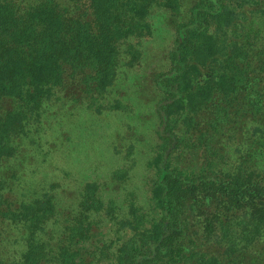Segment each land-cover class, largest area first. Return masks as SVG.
<instances>
[{"label": "trees", "instance_id": "16d2710c", "mask_svg": "<svg viewBox=\"0 0 264 264\" xmlns=\"http://www.w3.org/2000/svg\"><path fill=\"white\" fill-rule=\"evenodd\" d=\"M151 58L139 78L161 93L167 142L150 163L154 214L138 228L132 200L125 211L106 180L63 168L80 148V112L133 109L111 98L128 96ZM248 120L253 162L264 147V0H0V264H264V174L182 154L189 134L246 137ZM130 169L110 178L126 182ZM216 223L234 236L214 237ZM114 225L131 235L113 237Z\"/></svg>", "mask_w": 264, "mask_h": 264}, {"label": "rangeland", "instance_id": "374dc122", "mask_svg": "<svg viewBox=\"0 0 264 264\" xmlns=\"http://www.w3.org/2000/svg\"><path fill=\"white\" fill-rule=\"evenodd\" d=\"M158 23L162 25L160 19ZM165 36L168 38V34ZM162 47L163 44L159 43L154 50ZM147 60L148 66L131 77L129 95L126 97L116 95L111 98V100L118 98L127 101L128 104L133 105V109L126 107L115 111L107 108L101 113L80 112L76 125L73 123L77 135L76 145L78 144L80 148L69 157L66 167L63 168V172L71 170L73 177L82 180L81 182L106 180V183H100L105 188V197L113 198L117 204H122L125 211L131 203L129 200H132L136 206V209H133V217L136 218L138 228L147 225L146 220L154 214L151 185L156 170L150 163L161 151L162 145L164 146L167 142L161 137L163 123L154 109L155 102L161 98V93L151 84L142 85L139 78L144 75V71L150 68L149 65L157 62L152 58ZM108 98L110 99V96ZM227 126H238V124L233 123ZM254 126L255 123L248 120L244 126L247 136H244V129L241 130L239 127L237 133L231 138L226 136L225 128L221 126L222 135H212L208 142L198 139L199 133L189 134L188 137L191 140L186 139L188 145L184 147L183 157L189 158L188 163L191 162L196 166L209 162L213 169L232 168L230 170L235 172L241 169L242 173L264 174V147L252 156L253 162L245 160L249 158L245 153H255L251 143L259 134H251L254 133ZM75 127L79 130V134ZM246 138L248 141L245 140ZM210 142L211 145H208ZM215 148L218 150L216 151ZM168 160L172 164H178L179 156L177 154L168 157ZM128 167L131 169L126 182L110 178L113 172L118 175L122 169H128ZM79 183L78 181L76 184ZM70 188L74 191L75 187L70 183ZM205 219L203 217L201 224H195V232L203 231ZM119 226L114 225L112 228L122 231L121 233H114L115 229L109 233H112L113 237L120 236V240H126L132 230ZM215 226L216 234L214 230L210 233L214 237L217 235L216 238H220L221 232L234 236L235 229L223 228L226 232L223 233V229H220L221 232L218 230L219 224L216 223Z\"/></svg>", "mask_w": 264, "mask_h": 264}]
</instances>
